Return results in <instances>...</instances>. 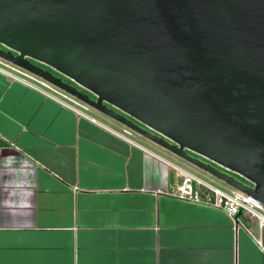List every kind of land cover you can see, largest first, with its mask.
Returning a JSON list of instances; mask_svg holds the SVG:
<instances>
[{
    "label": "water",
    "instance_id": "water-1",
    "mask_svg": "<svg viewBox=\"0 0 264 264\" xmlns=\"http://www.w3.org/2000/svg\"><path fill=\"white\" fill-rule=\"evenodd\" d=\"M0 46L264 207V0H0Z\"/></svg>",
    "mask_w": 264,
    "mask_h": 264
},
{
    "label": "crops",
    "instance_id": "crops-1",
    "mask_svg": "<svg viewBox=\"0 0 264 264\" xmlns=\"http://www.w3.org/2000/svg\"><path fill=\"white\" fill-rule=\"evenodd\" d=\"M37 88L0 74V264H264V225L175 199L174 163Z\"/></svg>",
    "mask_w": 264,
    "mask_h": 264
},
{
    "label": "built area",
    "instance_id": "built-area-1",
    "mask_svg": "<svg viewBox=\"0 0 264 264\" xmlns=\"http://www.w3.org/2000/svg\"><path fill=\"white\" fill-rule=\"evenodd\" d=\"M0 74L22 82L29 87L41 91L33 84L21 79L20 77L12 74L0 66ZM43 92V91H41ZM44 93V92H43ZM49 97V94H47ZM62 105L67 106L60 100L52 97ZM73 109L70 106H67ZM75 110V109H73ZM79 115L86 116L83 113L75 110ZM87 117V116H86ZM92 123H97L94 118L87 117ZM170 167L177 173L181 179V184L177 187L176 191L171 194L172 197L179 201L188 202L192 204L202 205L206 207H212L224 212L233 222L235 227L242 226L238 221V215L244 214L250 216L258 222V226L264 225V214L261 211L262 206L255 201L252 197L239 193L235 190L226 192L218 187H215L206 181L184 171L178 166L169 164ZM264 208V207H263ZM257 244L261 246V242L257 241Z\"/></svg>",
    "mask_w": 264,
    "mask_h": 264
},
{
    "label": "rangeland",
    "instance_id": "rangeland-1",
    "mask_svg": "<svg viewBox=\"0 0 264 264\" xmlns=\"http://www.w3.org/2000/svg\"><path fill=\"white\" fill-rule=\"evenodd\" d=\"M0 66L2 68H4L5 70L11 72L12 74H15L16 76L20 77L21 79H24V80L34 84L35 86L43 89L44 91L48 92L49 94L61 99L63 102H66L69 105H71V106L77 108L78 110L84 112L85 114L94 118L95 120L102 123L103 125L108 126L109 128L117 131L118 133H121L122 135H124L126 137L133 139L134 141H138L141 144H144L146 146V148L155 152L156 154H159V155L165 157L166 159H168L169 161H171L172 163H174L176 166L183 169L184 171H186V172H188V173H190V174L206 181L207 183H209L215 187H218V188H220L226 192L232 191L229 187H227L223 183H221V182L217 181L216 179L210 177L209 175L201 172L200 170L192 167L191 165L183 162L182 160L176 158L175 156H173L169 152L159 148L158 146L152 144L151 142H148L147 140H145V139L139 137L138 135L132 133L131 131L124 128L120 124H118V123L102 116L101 114L95 112L94 110L84 106L82 103L78 102L77 100L73 99L72 97H69L65 93L51 87L50 85L46 84L45 82H42L41 80H39V79H37L31 75H28V74L22 72L21 70L13 67L11 65H8L2 61H0ZM45 68H47V67H45ZM51 72H52V70H51ZM261 211L264 213L263 207L261 208Z\"/></svg>",
    "mask_w": 264,
    "mask_h": 264
},
{
    "label": "flooded vegetation",
    "instance_id": "flooded-vegetation-1",
    "mask_svg": "<svg viewBox=\"0 0 264 264\" xmlns=\"http://www.w3.org/2000/svg\"><path fill=\"white\" fill-rule=\"evenodd\" d=\"M0 48H2V49H4L2 46H0ZM0 61H2V60H0ZM2 62H4V61H2ZM4 63H6V62H4ZM6 64H8V63H6ZM8 65H10V64H8ZM12 66V65H11ZM40 67H42L43 69H45V70H47V71H49V72H51V70L49 69V68H45L44 66H42V65H39ZM14 67V66H13ZM16 68V67H15ZM18 69V68H17ZM20 70V69H19ZM22 71V70H21ZM22 72H24V71H22ZM24 73H26V72H24ZM53 75H57V74H55L53 71L51 72ZM26 74H28V73H26ZM28 75H30V74H28ZM32 76V75H31ZM63 79V81L64 82H68V83H70V84H72L73 85V83H71L70 81H68V80H66V79H64V78H62ZM43 82V81H42ZM52 87V86H51ZM54 88V87H53ZM84 93H86L85 91H84ZM86 94H88V93H86ZM91 98H94L93 96H91L90 94H88ZM85 106V105H84ZM87 107V106H86Z\"/></svg>",
    "mask_w": 264,
    "mask_h": 264
}]
</instances>
